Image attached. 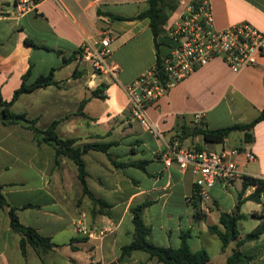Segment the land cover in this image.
I'll use <instances>...</instances> for the list:
<instances>
[{"label":"crops","instance_id":"1","mask_svg":"<svg viewBox=\"0 0 264 264\" xmlns=\"http://www.w3.org/2000/svg\"><path fill=\"white\" fill-rule=\"evenodd\" d=\"M184 1L188 0H178L168 24ZM15 2L0 0V97L11 99L27 71L30 83L54 68L57 85L22 93L11 109L37 118L41 128L67 115L57 131L61 137H78L76 145L110 143L106 152L90 149L83 154L86 184L108 206L100 207L82 193L77 168L69 158L61 156L55 164L54 148L38 143L30 129L0 123L2 192L22 224L50 236L54 243L41 255L27 245L23 255L21 234L10 226L9 206H0V264H164L138 249L120 257V248L131 241L134 231L130 205L142 201L150 202L143 218L154 244L178 247L181 234L187 232L192 251L205 249L210 264H224L235 244L223 249L209 226L218 223L221 211L234 209L239 193V212L247 216L238 222L240 235L261 223L262 202L247 199L255 186L243 189L242 177L224 180L210 189L209 200L188 202L194 189L190 168L180 169L176 162L165 166L162 153L173 142L215 152L227 147L251 150L255 160L246 162L240 154L239 167L245 175L264 179V119L252 127L248 140L243 131L230 132L222 143L205 142L193 133L200 126L216 129L246 123L259 114L264 107V56L239 72L221 58H212L166 90L146 109L161 134L157 136L131 117L124 90L125 84L156 63L149 20L113 19L100 13L130 17L144 9L147 0H41L22 14ZM209 4L215 28L246 21L264 33V0H209ZM104 22L116 33L109 56L118 67L116 79L93 72L78 55L70 61L64 58L77 51L85 37L96 35ZM27 37L62 53L27 44ZM159 50L166 53L164 45ZM98 85L103 98L92 96ZM83 98H89L82 109L85 116L77 113ZM29 203L32 206H26ZM79 226L91 235L82 234ZM241 251L254 255L249 264H264V233L245 242Z\"/></svg>","mask_w":264,"mask_h":264},{"label":"built area","instance_id":"2","mask_svg":"<svg viewBox=\"0 0 264 264\" xmlns=\"http://www.w3.org/2000/svg\"><path fill=\"white\" fill-rule=\"evenodd\" d=\"M40 1L16 0V11L22 14L34 9ZM166 36L168 46L166 53L161 56L160 64L155 63L124 85L131 117L157 136L161 134L149 121L146 109L166 90L212 58H221L233 72H239L243 68L256 65L258 58L264 56V33L246 21L222 29L215 28L209 0L182 2ZM115 37V31L108 22H104L96 35L85 37L81 42L78 59L89 62L99 74L116 79L118 67L109 62L111 42ZM240 154L246 162L256 158L251 150L237 147H227L215 152L183 148L178 142H173L162 153V160L167 167L176 162L180 169L190 168L194 176V189L186 198L188 202L193 200V194L207 201L214 184L245 175L237 161ZM262 208L264 211V197ZM78 230L84 235H91L84 226H79Z\"/></svg>","mask_w":264,"mask_h":264},{"label":"trees","instance_id":"3","mask_svg":"<svg viewBox=\"0 0 264 264\" xmlns=\"http://www.w3.org/2000/svg\"><path fill=\"white\" fill-rule=\"evenodd\" d=\"M178 6V0H147V6L140 10L137 14L124 17L117 16L110 12L100 11L101 14L113 19H142L148 18L149 26L153 32L154 47L156 52V63L160 64L161 54L159 50L160 45H164L167 50L168 39L166 36L169 27V18ZM25 43L34 47H40L55 51L59 54L62 53L60 49L49 48L43 43L37 42L32 38H25ZM78 55V50L72 52L65 61H70ZM53 70L47 74H41L37 76L34 81L27 83L29 71L22 75V81L18 88L13 92L11 99L5 100L0 97V123L3 125L20 124L21 126L30 129L34 138L38 143H46L51 145L55 150V164L59 163L61 156L69 158L77 168V176L82 187V193L89 196L94 204H98L100 207L108 206V203L100 198H96L89 190L86 184V169L83 154L90 149L101 150L106 152L110 143H84L82 145H76L79 140L78 137H61L57 131L59 123L64 120L67 115L53 119L45 128H41L37 125V118H30L25 112H15L11 109V105L19 98L22 93L29 92L35 88L43 87L49 84L57 85V82L53 80ZM103 88L98 85L92 91V96L103 98ZM89 98H83L79 102L77 113L80 115H86L82 109L84 104ZM264 119V107L259 114L251 121L246 123H235L230 126L209 129L202 126L194 128L193 133L200 134L202 140L205 142L222 143L232 131H243L245 140L250 138L249 131L252 127ZM123 165V164H122ZM255 186L254 190L247 196V199H251L256 202H262L264 197V179L253 177L249 175L242 176L243 189L247 186ZM201 198L197 194H193V200L196 204ZM149 201L134 202L130 205V212L132 214V223L134 227L131 241L123 245L120 248V257L129 256L132 250L138 249L145 251L149 254V257L155 261V263L164 264H210L209 254L205 249L198 251H192L188 245L189 233L183 232L181 234V243L178 247L160 246L152 242L150 238V226L144 221L143 210L149 204ZM242 199L239 193L238 201L234 209L230 212L221 211L218 218V223L209 226V231L218 236L221 241V247L226 248L231 242H234V247L231 249L226 257L224 264H249L254 258V255L247 254L241 251V246L250 240L259 238L264 233V211L260 217L263 219L252 230L247 232L244 236L240 235L238 228V222L247 216L240 213V206ZM32 206L31 203L26 206ZM0 206H9L8 215L10 220V226L13 231L21 234L20 247L21 252L25 255L27 245L32 246L36 252L41 255L50 250L54 243L50 236L40 234L34 227L24 225L20 222L19 217L15 211V207L11 206L3 192L2 185L0 184ZM79 239V238H73ZM142 264V263H139Z\"/></svg>","mask_w":264,"mask_h":264},{"label":"rangeland","instance_id":"4","mask_svg":"<svg viewBox=\"0 0 264 264\" xmlns=\"http://www.w3.org/2000/svg\"><path fill=\"white\" fill-rule=\"evenodd\" d=\"M170 23H171V22H170ZM169 25H170V24H169ZM79 61H80V60H79ZM92 70H93V69H92ZM93 72H95V73H97V74H98V72H97V71H95V70H93ZM243 223H244V225H245V226H247V224H248L246 221H245V222H243ZM240 229L242 230V228H241V227H240Z\"/></svg>","mask_w":264,"mask_h":264}]
</instances>
